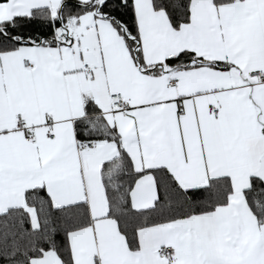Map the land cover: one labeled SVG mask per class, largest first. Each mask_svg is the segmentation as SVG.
Returning a JSON list of instances; mask_svg holds the SVG:
<instances>
[{
  "label": "snow or ice",
  "instance_id": "snow-or-ice-1",
  "mask_svg": "<svg viewBox=\"0 0 264 264\" xmlns=\"http://www.w3.org/2000/svg\"><path fill=\"white\" fill-rule=\"evenodd\" d=\"M0 264H264V0H0Z\"/></svg>",
  "mask_w": 264,
  "mask_h": 264
}]
</instances>
